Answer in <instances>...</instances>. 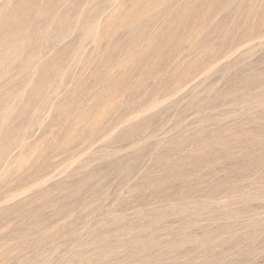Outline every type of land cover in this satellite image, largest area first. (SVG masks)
Wrapping results in <instances>:
<instances>
[{"label": "rangeland", "instance_id": "1", "mask_svg": "<svg viewBox=\"0 0 264 264\" xmlns=\"http://www.w3.org/2000/svg\"><path fill=\"white\" fill-rule=\"evenodd\" d=\"M0 264H264V0H0Z\"/></svg>", "mask_w": 264, "mask_h": 264}]
</instances>
